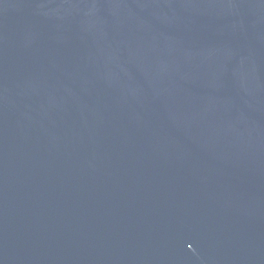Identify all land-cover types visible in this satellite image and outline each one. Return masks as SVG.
<instances>
[{"label": "water", "instance_id": "95a60500", "mask_svg": "<svg viewBox=\"0 0 264 264\" xmlns=\"http://www.w3.org/2000/svg\"><path fill=\"white\" fill-rule=\"evenodd\" d=\"M0 264H264V0H0Z\"/></svg>", "mask_w": 264, "mask_h": 264}]
</instances>
